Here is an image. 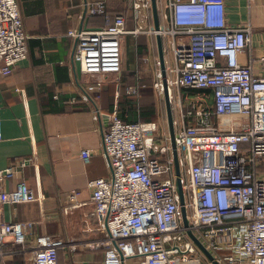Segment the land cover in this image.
Here are the masks:
<instances>
[{
	"label": "built area",
	"instance_id": "2783aa9c",
	"mask_svg": "<svg viewBox=\"0 0 264 264\" xmlns=\"http://www.w3.org/2000/svg\"><path fill=\"white\" fill-rule=\"evenodd\" d=\"M126 1L134 29L119 13L102 27L68 30L73 74L87 102L89 93L118 79L125 35L167 39L174 63L165 61V73L188 225L169 131L160 121L128 122L113 113L102 142L111 176L89 181L102 237L87 244L41 234L25 264H59V250L72 256L79 245L103 250V264H214L189 232L217 264H264V34L255 40L250 20L230 23L226 0H156L159 29L148 24L151 0ZM105 2L85 0V12L102 14ZM29 38L18 0H0V75L28 58ZM157 78L154 89L163 95L161 71ZM181 89L198 91L186 97L187 111ZM206 90L211 98L201 92ZM139 91V86L126 88L128 95ZM94 114L98 120L101 114ZM2 129L0 110V140ZM92 152L82 150L81 160L88 163ZM27 161L0 171V264L7 240L14 252L25 251L26 230L34 225L4 220V205L45 199L24 179L12 190L5 184ZM78 195L77 190L69 194L71 207L79 205Z\"/></svg>",
	"mask_w": 264,
	"mask_h": 264
},
{
	"label": "crops",
	"instance_id": "0c3cea01",
	"mask_svg": "<svg viewBox=\"0 0 264 264\" xmlns=\"http://www.w3.org/2000/svg\"><path fill=\"white\" fill-rule=\"evenodd\" d=\"M105 1L109 10H121V5L127 3L125 0ZM18 3L30 37L29 55L11 72L0 75L3 117L0 171L15 165L16 160H28L13 176L6 178L5 184L12 190L24 179L29 187L39 189L45 199L42 203L4 205L2 208L4 220L34 223L26 230L25 251L14 252L13 242L7 240L5 264H25L32 256L31 246L41 234L87 244L102 237L103 233L96 229L97 217L93 214L95 206L89 181L111 176L102 148L109 115L117 113L121 119V114L129 118L128 110L135 97L139 99L141 93L150 91L157 96L154 84L158 80L157 71H161L160 66L159 69L153 67L154 60L159 61L157 37L127 34L121 44L122 69L118 79L111 78L99 92L89 93L91 98L86 102L73 74L74 40L67 33L73 27L99 28L105 22L100 18L94 20L85 12V0H18ZM126 7L130 11L127 4ZM226 8L230 23L237 25L250 20L258 27V37L264 34L261 29L264 27V0H251L250 5L248 0H226ZM148 24L154 26L153 11ZM126 27L134 29L132 15L126 19ZM166 40L162 39L164 61L171 64L172 54L165 49ZM131 48L135 53L134 63L128 59ZM167 53L171 55L169 59ZM138 67L145 71L150 67L148 75H143ZM130 86H139L138 96L126 94ZM157 97L160 103L156 112L160 120L156 121L164 127L166 124L169 131L164 96ZM184 100L187 111L191 105L186 97ZM96 110L101 114L98 120L94 118ZM88 148L93 152L85 163L80 154ZM72 190L79 191L78 206L71 207L68 201ZM65 208L67 213L63 212ZM58 261L59 264H103L104 251L79 245L72 256L59 250Z\"/></svg>",
	"mask_w": 264,
	"mask_h": 264
},
{
	"label": "water",
	"instance_id": "95a60500",
	"mask_svg": "<svg viewBox=\"0 0 264 264\" xmlns=\"http://www.w3.org/2000/svg\"><path fill=\"white\" fill-rule=\"evenodd\" d=\"M152 2V10H153V15H154V27L156 29H159V19H158V10H157V4L156 0H151ZM157 44H158V58L160 61V70L162 73V78H163V86H164V100H165V105H166V112H167V127L169 129V133L171 136V146H173V153H174V158H175V166H176V180H177V186H178V194L179 197H181V204H182V214L184 218V224L185 226L188 225L187 223V214L186 210L184 208V197H183V189L181 186V181H180V168H179V163L177 162V146L175 145V129L173 127V112L171 108V103L168 95V89H167V78H166V73H165V61H164V52H163V47L164 45L162 44V38L160 36H157ZM190 237L192 241L197 245V247L200 248L201 251L206 255V257L209 260H212L214 264H217L214 261V258L211 253H209L206 248L202 245V243L197 239V237L192 234V232H189Z\"/></svg>",
	"mask_w": 264,
	"mask_h": 264
},
{
	"label": "rangeland",
	"instance_id": "374dc122",
	"mask_svg": "<svg viewBox=\"0 0 264 264\" xmlns=\"http://www.w3.org/2000/svg\"><path fill=\"white\" fill-rule=\"evenodd\" d=\"M251 8L253 10V7H251ZM252 10H251V13L250 14H252ZM250 18H251V15H250ZM261 29L264 30V27L261 28ZM257 31H258V27L255 25V27H254V39L255 40L258 38ZM166 57L169 59V57H171L170 53H167L166 54ZM128 59H129V62L130 63H132L134 61V59H135V53H132V48L130 49V52L128 54ZM244 59H246V58H244ZM171 61H172V59H171ZM172 63H173V61H172ZM154 66L159 69V66L160 65L158 64V61L157 60L156 61L154 60L153 67ZM148 70L150 71V67H149V69L147 68L146 71L144 69H142V67H138V71H140L143 75H146V76L148 75V73H147ZM157 73H158V71H157ZM157 73H156V77H157ZM150 87L153 88V85L151 84ZM156 93H157V96L163 98V95L162 94L159 95V93L157 92V90H156ZM181 94H183V98H182L183 105H184V101H185L184 98L185 97H187V96L188 97L194 96V95H192L191 92L188 93V92H186L183 89H181ZM193 94H196V92L193 93ZM197 95L198 94H196V96ZM157 96L154 95V91H150V92H147V93L146 92L145 93H141L139 99L137 97H135V99L133 101V104L135 106V114H136V116L138 114V117H137L136 121L139 119V117L142 120H144V121H156V120H160V117H159L158 113L156 112V110L158 108V103H160ZM179 99L181 100V98H179V95H176V100H175L176 105L179 104ZM160 105H162V108H164V103L163 102H161ZM160 109H161V107H160ZM130 113H131V115H133L132 111H130ZM164 125L166 127V124H164Z\"/></svg>",
	"mask_w": 264,
	"mask_h": 264
},
{
	"label": "trees",
	"instance_id": "16d2710c",
	"mask_svg": "<svg viewBox=\"0 0 264 264\" xmlns=\"http://www.w3.org/2000/svg\"><path fill=\"white\" fill-rule=\"evenodd\" d=\"M126 4L127 3H124L123 5H121V10H109L108 8L105 7V9L103 10L104 12H102V14H93L90 17L94 20H97L98 18H100L101 21L103 20L105 23H103L102 26L109 24L114 19V17L116 15H119V13L123 14L125 16V19H129V18H131L132 14H129L130 11H128ZM102 26H100V27H102ZM185 91L188 92V90H185ZM190 92L193 94L195 92L197 93L198 91L197 90H190ZM201 92L204 94H207L210 98L212 96L210 90L201 91ZM130 107L131 108L128 111H129V113H130V111H132L133 115H131V113H130L129 118L124 117L123 114H121V116L125 121L134 122L137 119L136 114H135V106H134V104H130ZM18 249H20V247H15V251H18ZM18 253H20V252H18Z\"/></svg>",
	"mask_w": 264,
	"mask_h": 264
}]
</instances>
